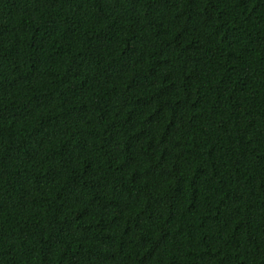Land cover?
Here are the masks:
<instances>
[{"label": "trees", "instance_id": "1", "mask_svg": "<svg viewBox=\"0 0 264 264\" xmlns=\"http://www.w3.org/2000/svg\"><path fill=\"white\" fill-rule=\"evenodd\" d=\"M0 264H264V0H0Z\"/></svg>", "mask_w": 264, "mask_h": 264}]
</instances>
